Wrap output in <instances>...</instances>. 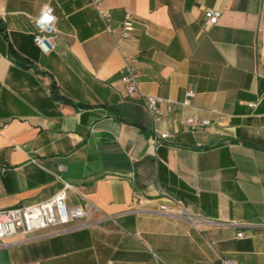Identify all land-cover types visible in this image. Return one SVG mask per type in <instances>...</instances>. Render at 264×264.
Here are the masks:
<instances>
[{
	"label": "crops",
	"instance_id": "obj_1",
	"mask_svg": "<svg viewBox=\"0 0 264 264\" xmlns=\"http://www.w3.org/2000/svg\"><path fill=\"white\" fill-rule=\"evenodd\" d=\"M101 4L111 34L89 0H0V209L62 182L67 205L94 206L86 225L4 238L0 264H264V0ZM43 5L55 17L47 53L32 41ZM126 13L132 30L118 38ZM124 63L140 92L174 102L155 150L145 106L119 81ZM189 115L209 123L178 124ZM168 197L201 220L155 212Z\"/></svg>",
	"mask_w": 264,
	"mask_h": 264
},
{
	"label": "built area",
	"instance_id": "obj_2",
	"mask_svg": "<svg viewBox=\"0 0 264 264\" xmlns=\"http://www.w3.org/2000/svg\"><path fill=\"white\" fill-rule=\"evenodd\" d=\"M89 2L102 21L104 31L109 34L113 33L115 27L110 25L109 12L102 7V0H89ZM203 16L207 24H213L217 20L218 11L205 9ZM54 23L55 17L49 5L41 6L33 17L34 32L32 33V41L42 53L49 52L53 47ZM116 28L118 29V38L130 36L132 23L127 13L124 15L123 20L117 24ZM118 72L124 94L129 98L142 102L151 118L152 126L147 142L151 149L155 150L162 140L167 137V133L164 130L158 129L156 123L163 118L165 113L173 110L174 102L169 98L140 92L137 86L135 70L128 63H124ZM192 93L193 91L188 89L185 91L184 96L188 98ZM253 105V102H248V106L251 107ZM177 122L188 129H194L209 123L208 119L198 118L196 115L179 117ZM14 147L16 148L17 146ZM57 168L61 169V166L58 165ZM67 189H72V187L68 183L62 182L61 187L44 200L0 209V246L4 238L18 233L25 234L52 225H62L74 220H81L80 225H86L89 213L94 209V206L88 201L84 205H67L65 203V192ZM132 195L134 198L137 197V201L140 202L137 194L133 193ZM168 199L172 204L171 207L161 203L154 211L181 216L193 225L201 220L181 200L172 197H168ZM134 209L139 210L140 208ZM241 234V232H237L236 236H241ZM227 263V260H221L220 262V264ZM20 264H38V262L30 261Z\"/></svg>",
	"mask_w": 264,
	"mask_h": 264
},
{
	"label": "trees",
	"instance_id": "obj_3",
	"mask_svg": "<svg viewBox=\"0 0 264 264\" xmlns=\"http://www.w3.org/2000/svg\"><path fill=\"white\" fill-rule=\"evenodd\" d=\"M51 92H52V96H53L54 98H56V99L59 98V96L56 95V92H55V89L53 88V85H51Z\"/></svg>",
	"mask_w": 264,
	"mask_h": 264
}]
</instances>
